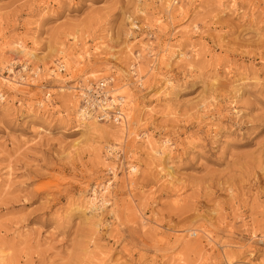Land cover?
<instances>
[{
  "label": "rangeland",
  "instance_id": "rangeland-1",
  "mask_svg": "<svg viewBox=\"0 0 264 264\" xmlns=\"http://www.w3.org/2000/svg\"><path fill=\"white\" fill-rule=\"evenodd\" d=\"M0 264H264V0H0Z\"/></svg>",
  "mask_w": 264,
  "mask_h": 264
},
{
  "label": "built area",
  "instance_id": "built-area-1",
  "mask_svg": "<svg viewBox=\"0 0 264 264\" xmlns=\"http://www.w3.org/2000/svg\"><path fill=\"white\" fill-rule=\"evenodd\" d=\"M108 84L109 81H100L96 84L88 85L82 89L79 95L82 108L88 113L96 114L99 120H103L106 115H108L103 112H99V109L107 108V104L110 101V96L107 92ZM47 96L48 94H46L45 97Z\"/></svg>",
  "mask_w": 264,
  "mask_h": 264
},
{
  "label": "bare ground",
  "instance_id": "bare-ground-1",
  "mask_svg": "<svg viewBox=\"0 0 264 264\" xmlns=\"http://www.w3.org/2000/svg\"><path fill=\"white\" fill-rule=\"evenodd\" d=\"M22 51V50H21ZM24 51H22V53H23ZM24 54V53H23ZM88 86V85H87ZM108 92V91H107ZM114 102H115V99L111 96L110 97V101H109V103L106 105L107 106V108H104V109H99V112H103V113H105V114H109V115H114V116H116V117H119V119H121L122 121H121V131L122 130H124V128L122 129V127H126V121H127V118L126 117H123V114L122 113H119V112H117V111H115V110H113V104H114ZM117 103H118V105H120L121 104V101H117ZM117 105V106H118ZM114 107H115V105H114ZM80 109V108H79ZM79 111V119H80V121H81V124H83V125H85L86 127H88L89 129H91L92 131H94V134L95 133H99V134H102V135H104V137L105 136H116L117 135V133H119V131L118 130H116V131H113V130H104V129H102V131H99V130H97L96 128L98 127L97 126V121L99 120L98 118H97V115L96 114H94V113H88V112H86L83 108H81V110H78ZM108 115V116H109ZM119 115V116H118ZM106 118V117H105ZM88 122H89V124H88ZM123 123V124H122ZM118 140V139H117ZM153 152H154V155L156 154V155H158V156H162V154H163V152L162 151H160V150H157V148L156 149H153ZM152 152V153H153ZM160 161V160H159ZM131 171L132 172H134L135 171V168H132L131 169ZM168 175H170V174H168ZM93 199V198H92ZM93 201V200H92ZM105 204V202H102V204L101 205H104ZM96 205L95 204H92L91 205V208H93V207H95ZM191 231V230H190ZM208 238V237H207Z\"/></svg>",
  "mask_w": 264,
  "mask_h": 264
}]
</instances>
